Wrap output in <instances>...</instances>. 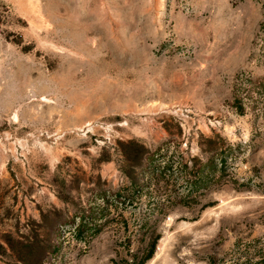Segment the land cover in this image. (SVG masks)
<instances>
[{"label":"rangeland","instance_id":"rangeland-1","mask_svg":"<svg viewBox=\"0 0 264 264\" xmlns=\"http://www.w3.org/2000/svg\"><path fill=\"white\" fill-rule=\"evenodd\" d=\"M263 24L264 0H0V264L260 261Z\"/></svg>","mask_w":264,"mask_h":264},{"label":"trees","instance_id":"trees-1","mask_svg":"<svg viewBox=\"0 0 264 264\" xmlns=\"http://www.w3.org/2000/svg\"><path fill=\"white\" fill-rule=\"evenodd\" d=\"M258 38L260 39V42L262 43L261 51H262L263 56H264V24L260 28V34H259ZM241 85L245 86L244 89L242 90V95L246 94V96H247L250 93L255 92L254 90L251 89V87L248 89V87L246 85H244L243 83H241ZM243 103H244L243 98L236 99V110L240 115L245 114L244 113L245 107H244ZM154 248H155V246L149 252L148 256L146 257V260L143 261L141 264H145V262L152 257ZM255 264H264V256L262 257V259L260 261L256 262Z\"/></svg>","mask_w":264,"mask_h":264}]
</instances>
